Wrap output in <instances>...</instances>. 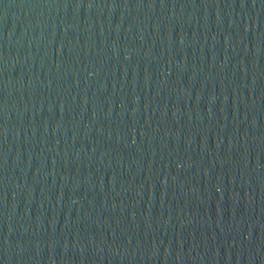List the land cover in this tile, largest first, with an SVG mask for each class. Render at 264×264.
I'll return each instance as SVG.
<instances>
[{"label": "water", "instance_id": "water-1", "mask_svg": "<svg viewBox=\"0 0 264 264\" xmlns=\"http://www.w3.org/2000/svg\"><path fill=\"white\" fill-rule=\"evenodd\" d=\"M0 264H264V0H0Z\"/></svg>", "mask_w": 264, "mask_h": 264}]
</instances>
